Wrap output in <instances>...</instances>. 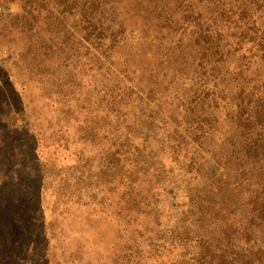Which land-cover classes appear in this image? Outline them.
<instances>
[{
	"label": "rangeland",
	"instance_id": "1",
	"mask_svg": "<svg viewBox=\"0 0 264 264\" xmlns=\"http://www.w3.org/2000/svg\"><path fill=\"white\" fill-rule=\"evenodd\" d=\"M2 184L32 264H264V0H0Z\"/></svg>",
	"mask_w": 264,
	"mask_h": 264
},
{
	"label": "trees",
	"instance_id": "2",
	"mask_svg": "<svg viewBox=\"0 0 264 264\" xmlns=\"http://www.w3.org/2000/svg\"><path fill=\"white\" fill-rule=\"evenodd\" d=\"M7 77H3L6 79ZM6 127V126H4ZM12 144L14 141H10ZM2 141L3 149L9 150L12 155L15 152V148L10 146L9 143ZM23 147V144H21ZM19 149V154H21V149ZM34 150V149H33ZM36 160V159H35ZM31 163V162H30ZM30 163H26L20 167L21 169L26 168L27 170H33L30 166ZM29 164V165H27ZM19 164L17 163L14 169V166H10L6 169L5 179L19 182ZM32 172V171H29ZM17 189L19 193L13 194L5 188V185L0 186V264H32L26 258V251L33 244V241L24 242V237L27 235L28 230L23 225V214L24 207L36 204V196L30 191L26 192L25 196L22 193L25 188L22 185L18 184ZM264 196V190H263ZM255 220L258 222L257 227L263 233L264 237V201L258 202L254 207ZM44 216H39L37 222H41V227L38 230L32 231L31 236H39L42 240H45V246L41 249L42 261L41 264H47V249H48V240L46 239V231L44 226ZM4 228V229H3ZM253 228V224H252ZM47 244V246H46ZM264 242H262V245ZM262 245H260V250Z\"/></svg>",
	"mask_w": 264,
	"mask_h": 264
}]
</instances>
